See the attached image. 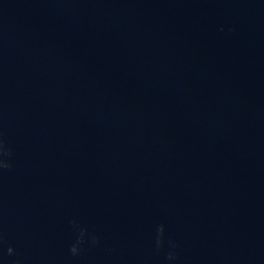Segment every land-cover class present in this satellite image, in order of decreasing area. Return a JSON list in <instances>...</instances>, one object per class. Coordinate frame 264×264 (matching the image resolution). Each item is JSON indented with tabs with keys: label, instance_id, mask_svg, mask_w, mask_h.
Wrapping results in <instances>:
<instances>
[{
	"label": "water",
	"instance_id": "obj_1",
	"mask_svg": "<svg viewBox=\"0 0 264 264\" xmlns=\"http://www.w3.org/2000/svg\"><path fill=\"white\" fill-rule=\"evenodd\" d=\"M0 264H264V0H0Z\"/></svg>",
	"mask_w": 264,
	"mask_h": 264
},
{
	"label": "clouds",
	"instance_id": "obj_2",
	"mask_svg": "<svg viewBox=\"0 0 264 264\" xmlns=\"http://www.w3.org/2000/svg\"><path fill=\"white\" fill-rule=\"evenodd\" d=\"M13 251V249L9 248V252L11 253Z\"/></svg>",
	"mask_w": 264,
	"mask_h": 264
}]
</instances>
